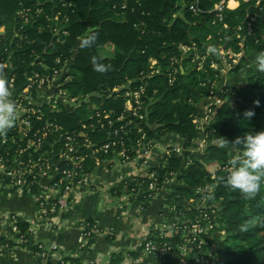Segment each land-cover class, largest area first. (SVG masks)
Masks as SVG:
<instances>
[{"label": "trees", "instance_id": "16d2710c", "mask_svg": "<svg viewBox=\"0 0 264 264\" xmlns=\"http://www.w3.org/2000/svg\"><path fill=\"white\" fill-rule=\"evenodd\" d=\"M221 1L0 0V28H5L4 34L0 35V75L5 74L6 78L14 75L17 87H21L35 71L49 75L68 63L67 76L70 79L65 83V89L70 97L83 102L72 113L54 103L41 107V119H30L31 131L27 139L21 138L23 132L17 119L6 134L0 135V154L5 163L12 164L17 150L26 149L28 141L48 123L64 132L85 133L94 146L111 141L120 124L109 125V120L101 117L102 128L96 115L99 111L109 112L112 120L123 114L128 116L125 94L141 86L146 90L144 118H129L133 124L127 128V134L121 136L127 142L131 157H137L134 146L140 136L138 129L146 134L147 147H153L155 136L175 134L184 140L187 150L191 149L198 135L201 102L213 92L210 89L212 80L220 78L219 71L224 67L234 66L236 55L244 53L245 57H255L264 51V22L261 20L264 3L258 4L256 0L241 2L237 9L226 11L223 22H220L216 19L214 7ZM195 2L203 13L190 11V5ZM27 10H30L28 14H20ZM38 10L42 12L37 13ZM57 14L59 17L55 21ZM255 14L259 17L253 25L254 30L241 43L237 28L240 25L246 27L247 16ZM27 17L29 22L26 23ZM55 28L61 33L57 35ZM89 30L92 32L86 40L91 43L80 41L75 57L78 41ZM109 44L114 48V56L103 57L101 50ZM193 45L201 57H206L202 70L193 63L195 53L181 50V46ZM210 46L216 47L217 54L207 55ZM222 52H231L232 55L224 56ZM94 58L106 66L105 72L94 70ZM41 63L48 69L41 67ZM214 64L217 69L213 68ZM245 64L246 60L242 58L231 74L239 73ZM152 70L160 73L150 75ZM170 75L175 77L173 83ZM185 75L189 85L199 90L203 99L184 85ZM220 98L221 104L211 107L213 118L206 126L207 148L201 158L173 151L159 167L152 169L154 179L150 176L132 178L114 189V193L120 196L126 190L127 195L138 196L144 204L166 184L177 179L182 184L181 196L173 198L178 215L190 222L207 213L216 224L215 230L222 232L219 237L222 240L221 253L213 264H264V177L259 192L251 199L243 197L239 190L230 189L223 179L231 168V159L237 154L230 143L246 133L264 131V72L258 71L255 65L244 83L225 88ZM247 112L254 115L249 117ZM83 124L88 126L86 130L82 129ZM60 134L51 133L40 150L28 149L21 158L25 161L30 157L52 160L62 148ZM86 153L88 157L83 167L90 175L103 162L113 159L112 154H102L98 157L101 161L98 164L91 151ZM60 167L68 169L72 165L64 162ZM154 180L157 189L149 191ZM208 185H215L211 195L204 191ZM204 200L207 201L205 209L202 207ZM14 225L17 231L13 229ZM15 235L21 239V244L9 238ZM212 236L203 249L206 260L210 259L213 240L217 238ZM149 238L156 243H167L172 252H177L183 244L181 231L165 237L160 229L154 228ZM17 246L39 256L47 253L34 243L30 224L15 217L6 236L0 239V251ZM139 250L142 252L141 248ZM129 254L137 256L136 253ZM196 254L192 250L187 258L193 259ZM124 256H114L110 264H121ZM65 261L79 264L74 259Z\"/></svg>", "mask_w": 264, "mask_h": 264}, {"label": "crops", "instance_id": "0c3cea01", "mask_svg": "<svg viewBox=\"0 0 264 264\" xmlns=\"http://www.w3.org/2000/svg\"><path fill=\"white\" fill-rule=\"evenodd\" d=\"M230 5L233 10L240 6L236 1H232ZM209 54L211 53L208 52L207 55ZM222 54L232 55L231 52ZM101 55L113 57L112 45H106L101 50ZM244 55L241 53L235 56L234 66L224 67L219 71L220 78L212 80L210 89L213 92L211 97L201 102L198 135L191 149H186L184 140L178 135L155 136L154 145L147 156H138L128 163H120L117 159L103 162L92 175L95 189L76 194L67 209L50 215V221L45 219L40 207V197L48 196L50 180L37 179L32 185L25 187L12 185L8 180L0 182V239L6 236L8 226L17 217L30 224L34 243L45 247L48 254L45 264H61L62 259H74L79 264H110L114 256L121 254L125 255L121 264H183L175 254L144 257L139 250L143 239L154 228L171 227L183 221L173 205V198L181 196L179 189L182 188V184L177 179L172 180L144 204L140 202L138 196L132 198L133 196L127 195L126 190H123L120 196H116L114 189L132 178L148 177L152 169L159 167L172 150L180 154L189 153L193 158L202 157L207 148L205 118L208 109L220 105V95L225 88L244 83L250 70L255 67V57H249L251 65L247 63L249 58ZM242 58L247 61L244 68L237 74H231ZM213 68L217 69V66L214 64ZM244 73L247 74L246 78L243 77ZM227 75L232 76L230 83L225 77ZM63 106L70 113L75 111L70 104ZM51 203L52 201L48 200V204ZM89 225L98 232L91 238H85V227ZM216 237L209 253L210 261L217 260L218 254L221 253L218 245L220 235ZM9 238L18 245L22 242L17 235ZM52 246L57 247L56 252L50 251ZM129 253H136L137 256L132 257ZM41 262L42 256L20 246L0 251V264ZM69 263L77 264L71 261ZM185 264L199 263L195 259H190Z\"/></svg>", "mask_w": 264, "mask_h": 264}, {"label": "built area", "instance_id": "2783aa9c", "mask_svg": "<svg viewBox=\"0 0 264 264\" xmlns=\"http://www.w3.org/2000/svg\"><path fill=\"white\" fill-rule=\"evenodd\" d=\"M236 1L238 4L241 2L249 3L253 0H222L219 3L215 4L214 11L216 13V19L220 22L224 20V14L226 11L233 10L231 7V2ZM258 4L264 3V0H256ZM125 8V6L123 7ZM190 11L199 14L203 13L200 9L198 2L190 5ZM30 10L22 11L20 14H28ZM41 10H38L37 13H41ZM59 14L55 17V21L58 20ZM258 14L253 16H247L249 19L247 26L240 25L237 28L238 39L241 40V43H244L246 36H250L254 30V23L258 19ZM26 23L29 22V17L26 18ZM228 26L225 25V28ZM5 28H0V35L4 34ZM55 33L58 35L61 33L60 29L55 28ZM64 35H67L66 31H63ZM181 50L184 53H195L193 63H197L198 70L203 69L204 62L206 57H201L198 54V50L195 45L181 46ZM239 55H236V57ZM59 64L60 60L57 61ZM5 68L7 64L4 65ZM44 69H48L46 65L40 64ZM13 71V70H12ZM69 72V64L65 63L61 69H55L52 74H42L35 71L30 77L27 78L26 83L17 87L16 77L13 75L9 78L5 77L8 80L10 85L11 99L17 105L18 120L19 126L22 128V139H27L29 132L31 131L30 119L36 117L38 120L40 117V108L45 105L59 104L62 107L65 104L72 105L73 109L76 110L81 106V102L77 98H72L69 96L68 91L65 89V83L69 81L70 77L67 76ZM160 73L159 70H152L150 75ZM171 83L175 81L174 75H170ZM146 96V90L144 86H141L135 91H128L125 94L126 97V113L116 118L115 120L111 119V114L109 112L100 111L96 115L99 119L104 117L109 120V125H114V123L120 124V126L115 129L113 132V138L111 141L104 143L100 146H94L90 143L88 136L85 133H80L79 131L64 132L60 127L55 126L51 123H48L44 129L38 131L32 140L28 141L26 149H18L16 156L12 160V164H6L4 157L0 154V182L8 180L9 183L18 187H25L32 185L37 179H47L50 180V186L48 188V196L40 197V207L45 215V219L50 221L51 216L55 215L60 211L67 209L73 197L83 192L93 191L95 186L92 183V175L85 172L83 163L87 159L88 155L86 151H91L93 156H96L97 163L100 164L99 155H108L112 154L113 159H117L120 163H128L134 160L135 158L131 157L129 148L127 147V142L123 140L122 135L127 134V128L133 124V120L129 118H138L143 119L142 114L144 110V97ZM221 103V102H220ZM213 111L211 108L208 109V113L205 118L206 126L212 121ZM93 117L91 118V120ZM98 123L100 127H104L102 120L99 119ZM88 126L83 124L82 129L86 130ZM51 133H61L62 138V148L59 154L49 159H43L42 157L34 159L32 157L28 158L26 161L21 158V156L28 149L40 150L43 146L45 139ZM140 134L137 139L134 151L138 156H147L152 148L147 147L146 134L142 129H138ZM173 152V150L171 151ZM170 152V153H171ZM174 152H177L174 150ZM178 153V152H177ZM69 163L72 165V168L61 169L62 163ZM149 176L154 179V174L150 173ZM151 183L148 190L154 191L157 189L156 180ZM48 200H51L52 203L48 204ZM207 201H203V209H205ZM211 209V208H210ZM216 212L212 211V215ZM14 231H17L16 225L13 226ZM216 224L212 222L211 216L207 213H203L200 216L196 217L193 221H182L181 223L175 224L174 226L168 227L164 226L160 228L162 234L165 237L172 236L176 233L182 232V241L183 244L177 248V252L171 251V246L167 243H156L150 240L149 235L145 237L139 248L142 249V255L144 257H162L166 254H175L181 261L185 264L190 259L187 258L189 252L195 250L197 252L196 257L193 258L199 264H213V261L206 260V253H203V249L207 244L208 240H212V235H222V232H217ZM97 229L92 226H86L84 231L85 238H91L97 233ZM42 248L45 247L41 246ZM191 247V249H189ZM50 251L56 252L57 247L52 246ZM47 253L42 255L43 262L45 264L47 260ZM61 264H71L69 261L61 260Z\"/></svg>", "mask_w": 264, "mask_h": 264}, {"label": "clouds", "instance_id": "9594fccd", "mask_svg": "<svg viewBox=\"0 0 264 264\" xmlns=\"http://www.w3.org/2000/svg\"><path fill=\"white\" fill-rule=\"evenodd\" d=\"M85 43L90 44L91 40H86ZM207 51L217 54L215 46H210ZM254 63L258 71L264 72V51L256 54ZM93 67L98 72L107 70L106 66L98 63L95 58ZM10 97L9 82L0 75V135L6 134L18 119L17 105ZM246 115L251 117L254 113L247 112ZM230 144L237 154L230 161L231 168L228 175L223 178L224 182L230 189L239 190L243 197L254 198L264 177V131L246 133ZM214 187L215 185L205 186L204 191L211 195Z\"/></svg>", "mask_w": 264, "mask_h": 264}, {"label": "water", "instance_id": "95a60500", "mask_svg": "<svg viewBox=\"0 0 264 264\" xmlns=\"http://www.w3.org/2000/svg\"><path fill=\"white\" fill-rule=\"evenodd\" d=\"M261 20H262V23H263V22H264V14H263L262 17H261ZM91 32H92V31H88V32H87L85 35H83V36L81 37V39L78 41V44H77V46H76L75 57H76V55H77V53H78V50H79V44H80V41H84V40H86L87 37L91 34ZM184 85L188 88V90H189L190 92H192V93H194L195 95H197L200 99H203V95L200 93V91L197 90V89L194 88V87H191V86L189 85V83L187 82V76H186V75L184 76Z\"/></svg>", "mask_w": 264, "mask_h": 264}, {"label": "rangeland", "instance_id": "374dc122", "mask_svg": "<svg viewBox=\"0 0 264 264\" xmlns=\"http://www.w3.org/2000/svg\"><path fill=\"white\" fill-rule=\"evenodd\" d=\"M246 57L249 58L250 55H249V56H246ZM247 61H248V62H247ZM247 61H246L247 63H250V64L252 65V63H251V59H250V58H249ZM250 71H252V70H250ZM242 73H243V72H242ZM246 75H247V74L244 73V76H243V77L246 78ZM225 77H227V82H229V80L232 79V78H231L232 76H230V75H227V76H225ZM220 81H221V80H218V82H220ZM224 82H225V81H223V84H224ZM229 83H230V82H229ZM228 85H229V84H228ZM229 149H230V148H229ZM231 149H232V148H231ZM218 245H219L220 248H222V240L219 241V244H218Z\"/></svg>", "mask_w": 264, "mask_h": 264}]
</instances>
